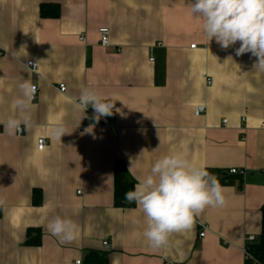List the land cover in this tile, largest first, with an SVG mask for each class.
Masks as SVG:
<instances>
[{
    "label": "crops",
    "instance_id": "obj_1",
    "mask_svg": "<svg viewBox=\"0 0 264 264\" xmlns=\"http://www.w3.org/2000/svg\"><path fill=\"white\" fill-rule=\"evenodd\" d=\"M189 2L0 0V264L84 263L92 251L109 264H247L246 239L262 233L264 72L250 53L235 54L239 42L222 49L210 41ZM28 63L36 65L32 127L9 135L4 123L18 115ZM85 87L115 101L95 138L81 135L89 120L74 106ZM200 105L207 111L196 117ZM59 124L71 133L61 140L52 135ZM171 153L206 170L240 171L245 184L221 186L223 207H207L190 230L153 249L140 208L115 206V172L135 186ZM56 216L78 225L72 242L49 231ZM38 234V245L27 244Z\"/></svg>",
    "mask_w": 264,
    "mask_h": 264
},
{
    "label": "clouds",
    "instance_id": "obj_2",
    "mask_svg": "<svg viewBox=\"0 0 264 264\" xmlns=\"http://www.w3.org/2000/svg\"><path fill=\"white\" fill-rule=\"evenodd\" d=\"M189 5L192 16L201 23L203 33L210 41L214 38L222 49L239 42L235 54L250 53L257 58L254 68L264 72V0H190ZM30 76L31 70L29 78L19 84L21 94L15 100L18 115L9 117L4 123V130L9 135L32 127L30 107L36 85ZM114 103L106 100L98 90L85 87L74 106L83 113L91 106L94 110L92 119L99 123L102 117L113 115ZM93 129L94 125L90 124L81 135L92 134L95 138ZM67 134L71 133L64 124L57 125L52 131L59 140ZM137 179L134 190L127 192L125 198L130 203L135 202L142 211L143 237L153 249L167 245L173 233L190 230L195 218L207 207H223L226 203L218 179L180 153L161 156L149 174ZM4 203L0 198V206ZM47 227L62 243L72 242L78 232V225L73 220L60 216L51 219Z\"/></svg>",
    "mask_w": 264,
    "mask_h": 264
},
{
    "label": "trees",
    "instance_id": "obj_3",
    "mask_svg": "<svg viewBox=\"0 0 264 264\" xmlns=\"http://www.w3.org/2000/svg\"><path fill=\"white\" fill-rule=\"evenodd\" d=\"M210 174L214 175L221 186H236L238 190H242L244 183L243 177L230 175L229 172L219 170H207ZM115 206L120 209H132L136 206L135 202H128L125 198V194L134 190V183L127 179L124 170L117 168L115 172ZM38 197L35 196V201ZM1 216V207H0ZM31 231L28 232V235ZM40 243V234L34 239H28L27 244H34L35 246ZM250 255L255 258L259 263L264 264V209L262 210V233L261 237L255 244L249 247ZM83 264H109L106 253L92 251L89 252L84 260ZM247 264H254L252 260H247Z\"/></svg>",
    "mask_w": 264,
    "mask_h": 264
},
{
    "label": "built area",
    "instance_id": "obj_4",
    "mask_svg": "<svg viewBox=\"0 0 264 264\" xmlns=\"http://www.w3.org/2000/svg\"><path fill=\"white\" fill-rule=\"evenodd\" d=\"M99 33H100V38H101L100 42L102 43L101 45L103 47H108L109 45H111L110 44V39H109V29H106V28L101 29L99 31ZM83 40L84 39L81 38V41H83ZM192 48H195V45H193ZM28 67H29V69L32 72L36 71V65L34 63H28ZM203 77L206 80L207 85L211 86L212 85V80L208 77V75L204 74ZM57 89L61 93H66V90H67L65 85H59V87ZM36 94H37V87H36L35 96H36ZM35 96H34V98H35ZM206 111H207L206 106L200 105V106H197V108H195L194 115L196 117H199V116L205 114ZM86 112H87V120H89V122L87 121V123H86L87 125H90V124H92V125H100L99 123H96L95 121H90V120H93L92 119V117L94 115L93 112H91L89 109H87ZM22 133H18V134L21 135ZM47 144H48V142H47L46 139H44V138L39 139L38 142H37L38 150L39 151H43L46 148ZM230 174L231 175H243L242 172L237 171V170H232V169L230 171ZM201 230L202 231H201L200 237L203 238L205 236L206 231H207V227H202ZM255 242H256V238L254 236L250 235V236L247 237L246 243H245V248H244V253H245V256H246V260H252L254 264H262V263H259L258 260L256 261L255 258H253L250 255L249 250H248L250 245L255 244ZM103 246H105V247L109 246L108 242H104ZM75 264H83V262L80 260V261H76Z\"/></svg>",
    "mask_w": 264,
    "mask_h": 264
}]
</instances>
